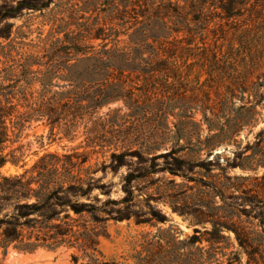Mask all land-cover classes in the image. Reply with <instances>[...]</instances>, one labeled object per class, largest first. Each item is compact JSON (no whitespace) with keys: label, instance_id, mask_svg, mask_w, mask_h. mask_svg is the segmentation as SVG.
Returning <instances> with one entry per match:
<instances>
[{"label":"rangeland","instance_id":"obj_1","mask_svg":"<svg viewBox=\"0 0 264 264\" xmlns=\"http://www.w3.org/2000/svg\"><path fill=\"white\" fill-rule=\"evenodd\" d=\"M125 2L0 0V100L36 95L38 84L26 87L27 64L44 63L51 41L75 34L81 30L77 25L90 24L99 11L98 17L114 16L113 8L121 10ZM142 5L143 0L128 1L127 17ZM236 11L226 20L216 16L219 10H210L200 16L201 22L190 24V33L179 36L185 38L179 46L190 51L167 70L153 73L147 84H134L139 109L124 119L127 129L107 128L102 150L84 147L82 127L74 140L57 129L50 135L44 120L26 122L20 107L0 118L6 128L1 154L16 162L0 167V220L31 211L19 222L34 228H23L20 240L21 245H36L32 250L15 248L18 243L5 248L0 223V264H199L207 254L192 249L189 262L186 243L194 228H202L174 211L213 213L222 220L226 212H237L239 218L232 221L251 244L240 247L233 232L224 230L216 245L217 264H264V0H250ZM116 108H121L118 116L105 115L108 109L103 108L94 120L110 125L129 113L122 102L110 105V110ZM125 149L129 154L121 159L111 157ZM180 161L185 164L171 175L168 169L177 171ZM77 180L91 182L86 196L56 189ZM45 182L54 187L50 193L41 188ZM220 192L224 203L214 194ZM232 193L249 196V204L236 206L242 202L230 200ZM108 201L113 204L102 206ZM89 203L97 213L75 214L71 208ZM24 204L31 207L20 208ZM151 213L165 216V223H134V216L148 218ZM203 227L211 229L208 223ZM58 232L66 235L55 245L48 238ZM196 247L205 251L209 245Z\"/></svg>","mask_w":264,"mask_h":264},{"label":"trees","instance_id":"obj_2","mask_svg":"<svg viewBox=\"0 0 264 264\" xmlns=\"http://www.w3.org/2000/svg\"><path fill=\"white\" fill-rule=\"evenodd\" d=\"M128 1L130 0H126L122 5L121 10L117 6L113 8V11H115L114 16L101 18L98 16L103 11H99L90 24H87L86 21V24L77 25V28L81 30L75 34L73 32L64 33L61 39L51 41L48 48L44 49V63L32 61L27 64L29 78L26 81V87L31 90L33 85L38 84L39 90L34 92L36 95L30 92L28 96L23 95L21 99H17L15 102L12 99L0 100V118L13 115L20 107L25 110L24 114L21 115H24L26 122L29 120H44L45 125L50 129V135H53V131L57 129L58 131L61 130L64 138L74 140L76 133L82 127L84 147L91 149V151H95L96 147L102 150L104 148L103 144L107 143L105 141V135L108 133L107 128L117 127L118 131L127 129V122L124 119L134 117L139 109L138 95L134 93L139 89L134 84L137 81L147 84L151 79L153 80V73L167 70L173 65V62L182 60L183 56L190 51L189 47L179 46L185 39L179 38V36L190 33V24L201 22L200 16L210 10H219L216 15L219 19H230L236 15L237 6H241L250 0H143V5L138 13H134L133 17H127L129 15ZM21 2H18L17 6H21ZM180 2L183 3V6L180 5ZM186 6L192 14L191 19H188L190 12L185 9ZM23 8L30 9L29 7ZM92 8V12H96L98 9L95 6H92ZM197 15L199 17H194ZM100 18L101 20H99ZM117 27L121 28L122 31L117 30ZM121 36H127V40H121ZM190 42L187 41V45H190ZM176 52L179 54L176 55ZM211 61L213 63L218 61L214 54ZM34 65L43 69L32 71L30 68ZM124 73H127V75H124ZM169 78L166 75L164 80ZM54 87L57 90L52 91ZM119 102H122L124 107L129 110L128 114L119 119L121 122L115 119L109 125L107 121L100 120V118L94 120L103 108L108 109L105 115L113 112L118 116L121 108L110 110V105ZM162 117L165 122V115H162ZM5 137L6 128L2 123L0 125V145ZM153 150L155 149H148L146 152ZM1 152L0 148V167L6 162L16 165L15 161H8ZM168 153H171V151ZM127 154H129V149H125L118 154L112 153L111 157L121 159ZM155 157L157 156H152L151 159ZM85 162L86 158L84 157L81 163ZM184 164L185 162L180 161L177 171L168 169L169 173L176 175L179 168H182ZM183 178L191 180V178L184 175ZM49 184L50 182L43 184L41 187L43 191L47 193L53 191L54 187L50 188ZM83 184L85 187H83ZM91 186L90 181L77 180L75 184L68 181L67 187L59 186L56 189L66 190L72 195L86 196L91 191ZM214 194L219 196L224 203L221 192ZM243 198H237L234 193L229 195L230 200H241V205L236 206L242 208L249 204V196ZM107 203L110 204L111 201L103 202L102 206ZM236 206L232 205L231 207L235 209ZM29 207L31 205H20V208ZM71 208L75 214L90 213V211L95 213L97 209L90 203L78 206L72 205ZM83 208H86V210L84 211ZM218 210H221V208ZM98 212L101 211L98 210ZM174 212L182 217L191 218L194 225L202 228V231L194 228L192 235L187 237L186 247L189 252L186 256L189 262H193L192 249H194L200 254L202 252L207 254L205 260L201 261L200 258L197 261L199 264H217L215 258L216 245L220 239H223L221 234L224 230L233 232L240 247L251 244V240L243 232V228L232 221L234 217L239 218L238 213L235 211L226 212L227 215L223 217L226 218L225 220L213 213L199 212L196 215L188 211ZM102 213L105 214V211ZM31 214V211L17 213L7 218L5 216L6 219L3 221L0 220V223L4 226L1 240L5 248L11 243H18L19 245L15 248L19 250H32L36 247L33 244L21 245L20 240L23 228L33 229L34 227L27 223L24 225L19 220ZM130 218V216L121 217V219L126 220ZM133 218L136 225L148 224L152 220L160 223L166 221L165 216L154 213H151L148 218L137 215ZM48 221L46 220L44 223ZM206 223L210 224V230L203 227ZM42 224L43 222L40 223V225ZM41 228L51 227L43 225ZM65 235L58 232L48 239L52 240L53 244L58 245L60 244L58 238H63ZM203 242L209 245L208 250L203 251V248L200 247L193 248L196 244L201 245ZM249 255L252 256V254Z\"/></svg>","mask_w":264,"mask_h":264}]
</instances>
